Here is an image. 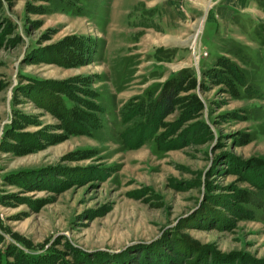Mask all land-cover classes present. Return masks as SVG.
I'll use <instances>...</instances> for the list:
<instances>
[{
  "label": "rangeland",
  "instance_id": "374dc122",
  "mask_svg": "<svg viewBox=\"0 0 264 264\" xmlns=\"http://www.w3.org/2000/svg\"><path fill=\"white\" fill-rule=\"evenodd\" d=\"M170 249L264 264V0H0V264Z\"/></svg>",
  "mask_w": 264,
  "mask_h": 264
},
{
  "label": "trees",
  "instance_id": "16d2710c",
  "mask_svg": "<svg viewBox=\"0 0 264 264\" xmlns=\"http://www.w3.org/2000/svg\"><path fill=\"white\" fill-rule=\"evenodd\" d=\"M175 97V94H169L167 95L166 97H163V101L162 104L159 103V107L158 109L162 111V115L163 116H166L168 115L170 112H171V108H172V101ZM170 252L173 253V256L171 255V259L168 260L169 262L167 264H187L186 262H188L187 260L188 259H192L193 257L190 255V256H186L184 257L183 259H181V257L183 256V252L180 251V252H174V250L170 249ZM139 253L136 255V257H134L135 259L131 262V264H164V263H159V262H155V261H152L151 260H146L144 262L140 261L139 260ZM149 258V257H147ZM202 260L205 264H229L228 262L226 261H223V260H218L216 261V263H213V260H211L210 258H206L204 260V258L202 259V257H195L194 258V261L195 262H200L202 263Z\"/></svg>",
  "mask_w": 264,
  "mask_h": 264
},
{
  "label": "crops",
  "instance_id": "0c3cea01",
  "mask_svg": "<svg viewBox=\"0 0 264 264\" xmlns=\"http://www.w3.org/2000/svg\"><path fill=\"white\" fill-rule=\"evenodd\" d=\"M242 1V0H241ZM243 3V2H242ZM245 5V4H244ZM244 9H239V10H237V8H236V6L234 5V8H233V11L234 12H237V13H239V14H241V13H245L244 11H245V9H247L248 10V8L247 7H243Z\"/></svg>",
  "mask_w": 264,
  "mask_h": 264
}]
</instances>
